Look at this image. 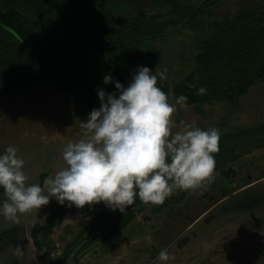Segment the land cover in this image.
I'll return each mask as SVG.
<instances>
[{
  "label": "rangeland",
  "instance_id": "1",
  "mask_svg": "<svg viewBox=\"0 0 264 264\" xmlns=\"http://www.w3.org/2000/svg\"><path fill=\"white\" fill-rule=\"evenodd\" d=\"M147 4L148 0H116L111 8L118 22L125 24L133 18L146 20L150 16ZM242 10L264 18V0L226 1L202 19L155 39L150 51L114 59L131 75L142 66L163 71L172 93L195 73V57L213 32L210 22L229 19ZM90 112L47 84L14 98L0 93V153L8 145L16 146L25 161L27 182L43 187L45 178L66 166L62 158L66 144L84 138L79 125ZM173 119L177 123L173 132L180 130L182 121L195 122L205 130L219 128L224 150L216 159L211 184L195 191L175 190L163 204L136 214L105 242L99 240L102 233L89 231L91 218L113 212L103 203L78 209L52 198L39 210L20 215L18 223L0 214V236L7 232L9 236L0 241V264H161L157 259L161 249L175 257L169 264H264V189L255 187L245 196L236 193L249 182L248 176L257 180L264 174V76L237 97L187 108L177 105ZM6 198L0 194V201ZM52 208L62 212L59 225L52 229L45 247L37 249L31 229L37 223L46 226ZM16 234L18 243H11Z\"/></svg>",
  "mask_w": 264,
  "mask_h": 264
},
{
  "label": "trees",
  "instance_id": "2",
  "mask_svg": "<svg viewBox=\"0 0 264 264\" xmlns=\"http://www.w3.org/2000/svg\"><path fill=\"white\" fill-rule=\"evenodd\" d=\"M115 1L0 0V93L14 98L34 86L47 84L84 104L88 111L98 109L97 92L115 91L114 83H103L105 75L124 86L133 77L114 58L150 51L155 39L202 19L210 9L229 0H203L199 4L148 0L150 16L144 21L133 18L125 24L119 23L113 13ZM210 27L213 32L195 57V73L176 85L172 93L166 81L158 79L157 86L169 94V100H174L173 94L184 95L188 105H193L237 97L249 86L241 82L242 77L264 64V18L242 10L229 19L210 22ZM263 76L264 71L259 78ZM201 88L205 89L202 94ZM220 143L215 160L224 150ZM133 205L124 213L116 210L91 218L89 231L102 233L99 240L105 242L151 206L139 198ZM51 213L46 226L37 223L31 229L37 249L45 247L52 229L59 225L57 219L62 212L52 208ZM7 235L2 234L0 241L8 240ZM18 241L16 234L11 243Z\"/></svg>",
  "mask_w": 264,
  "mask_h": 264
},
{
  "label": "clouds",
  "instance_id": "3",
  "mask_svg": "<svg viewBox=\"0 0 264 264\" xmlns=\"http://www.w3.org/2000/svg\"><path fill=\"white\" fill-rule=\"evenodd\" d=\"M158 79H166L165 73L146 66L138 67L127 86L105 75L103 83H114L115 91L97 92L99 108L79 125L84 138L66 144V166L45 178L43 187L27 182L19 149L8 145L0 153V189L7 197L0 201V214L18 223L20 215L39 210L52 198L78 209L103 203L124 213L136 198L161 205L175 190L195 191L211 184L219 128L205 130L182 121L180 130L173 132V114L177 105L188 107V98L173 94L170 102L169 94L157 86ZM16 254H21L19 246ZM157 259L169 264L175 257L161 249Z\"/></svg>",
  "mask_w": 264,
  "mask_h": 264
},
{
  "label": "crops",
  "instance_id": "4",
  "mask_svg": "<svg viewBox=\"0 0 264 264\" xmlns=\"http://www.w3.org/2000/svg\"><path fill=\"white\" fill-rule=\"evenodd\" d=\"M248 179H247V181H249V182L236 191V193L238 195L242 194L243 196H245V195H247L246 194L247 192H249L251 189H253L255 187L264 189V174H262L259 178H257V180L253 179L252 176H248ZM261 196L264 198V193ZM257 201H258V199H257Z\"/></svg>",
  "mask_w": 264,
  "mask_h": 264
},
{
  "label": "water",
  "instance_id": "5",
  "mask_svg": "<svg viewBox=\"0 0 264 264\" xmlns=\"http://www.w3.org/2000/svg\"><path fill=\"white\" fill-rule=\"evenodd\" d=\"M264 70V64L252 71L251 73L242 77L241 82L245 84H250L252 81L256 80L260 73Z\"/></svg>",
  "mask_w": 264,
  "mask_h": 264
}]
</instances>
